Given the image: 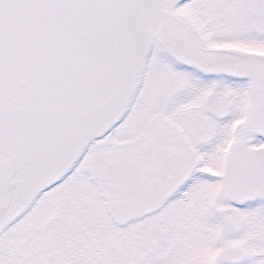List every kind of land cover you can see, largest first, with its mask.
Returning <instances> with one entry per match:
<instances>
[{"label":"snow or ice","instance_id":"snow-or-ice-1","mask_svg":"<svg viewBox=\"0 0 264 264\" xmlns=\"http://www.w3.org/2000/svg\"><path fill=\"white\" fill-rule=\"evenodd\" d=\"M0 264H264V0H0Z\"/></svg>","mask_w":264,"mask_h":264}]
</instances>
